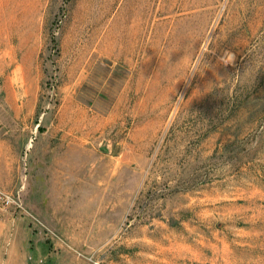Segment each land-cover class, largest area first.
Masks as SVG:
<instances>
[{"label": "rangeland", "instance_id": "1", "mask_svg": "<svg viewBox=\"0 0 264 264\" xmlns=\"http://www.w3.org/2000/svg\"><path fill=\"white\" fill-rule=\"evenodd\" d=\"M0 193L41 264H264V0H0Z\"/></svg>", "mask_w": 264, "mask_h": 264}, {"label": "crops", "instance_id": "2", "mask_svg": "<svg viewBox=\"0 0 264 264\" xmlns=\"http://www.w3.org/2000/svg\"><path fill=\"white\" fill-rule=\"evenodd\" d=\"M42 229L0 207V264H41Z\"/></svg>", "mask_w": 264, "mask_h": 264}, {"label": "built area", "instance_id": "3", "mask_svg": "<svg viewBox=\"0 0 264 264\" xmlns=\"http://www.w3.org/2000/svg\"><path fill=\"white\" fill-rule=\"evenodd\" d=\"M0 198L4 201L5 205L12 202L11 197L8 194L0 193Z\"/></svg>", "mask_w": 264, "mask_h": 264}]
</instances>
